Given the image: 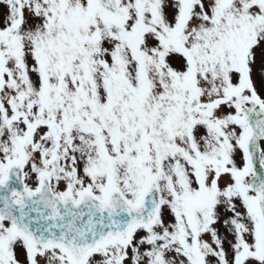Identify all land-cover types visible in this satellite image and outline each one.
<instances>
[{
  "label": "snow or ice",
  "instance_id": "6c2138e0",
  "mask_svg": "<svg viewBox=\"0 0 264 264\" xmlns=\"http://www.w3.org/2000/svg\"><path fill=\"white\" fill-rule=\"evenodd\" d=\"M0 264H264V0H0Z\"/></svg>",
  "mask_w": 264,
  "mask_h": 264
}]
</instances>
